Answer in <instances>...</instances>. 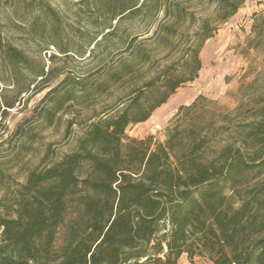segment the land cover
<instances>
[{"label": "rangeland", "instance_id": "obj_1", "mask_svg": "<svg viewBox=\"0 0 264 264\" xmlns=\"http://www.w3.org/2000/svg\"><path fill=\"white\" fill-rule=\"evenodd\" d=\"M219 1L0 0V56L12 46L28 58L12 69L0 57V103L14 104L0 117V215H14L18 191L32 171L77 151L91 125L116 116L134 91L146 89L144 101L158 98L146 85L167 70L185 72L203 21L217 29L199 49L198 78L181 86L147 121L131 124L126 135L165 143L179 123L182 128L194 124L214 139L204 152L210 161L228 141L239 139L241 124L259 121L264 0H242L225 22L219 21ZM135 4V13L115 19L121 7ZM166 9L183 11V19L174 21ZM195 101L199 106L178 120L180 108ZM243 179L234 192L226 190L225 203L232 207H224L226 215L259 196L262 203L255 209L261 219L264 191H257L264 172ZM178 263L211 261L196 256L192 262L184 254Z\"/></svg>", "mask_w": 264, "mask_h": 264}, {"label": "trees", "instance_id": "obj_2", "mask_svg": "<svg viewBox=\"0 0 264 264\" xmlns=\"http://www.w3.org/2000/svg\"><path fill=\"white\" fill-rule=\"evenodd\" d=\"M242 2L220 0L219 21L231 18ZM136 10V4L121 7L114 17ZM184 14L166 9L176 22ZM216 29L203 21L185 72L167 70L146 85L158 98L144 101L146 89L134 91L139 93L116 116L91 125L77 151L28 175L14 215H0V264H179L184 254L192 262L200 256L211 264H264V216L255 209L262 200L254 196L231 217L224 210L232 208L226 190H237L247 173L264 172V108L259 121L241 124L239 139L210 161L204 152L214 139L194 124L179 123L165 143L126 135L131 124L147 121L198 78L199 49ZM0 57L12 69L28 62L12 46ZM198 106L181 107L178 120ZM13 107L0 103V117Z\"/></svg>", "mask_w": 264, "mask_h": 264}]
</instances>
